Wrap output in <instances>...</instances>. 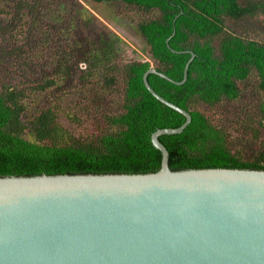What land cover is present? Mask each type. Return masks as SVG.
Masks as SVG:
<instances>
[{
    "label": "trees",
    "instance_id": "obj_1",
    "mask_svg": "<svg viewBox=\"0 0 264 264\" xmlns=\"http://www.w3.org/2000/svg\"><path fill=\"white\" fill-rule=\"evenodd\" d=\"M121 1L127 15H135L138 29L146 41V58L122 61L119 35L98 38L96 52L71 45L78 64L85 70L104 69L102 78L90 84L80 77L78 92L86 103L99 107L106 96L120 92V108L104 110L92 133L75 135L59 120L66 117L70 126H87L86 112L61 114L55 106L36 108L26 118L29 105L26 88L5 84L0 87V176L65 173H152L162 164V152L152 142L159 128H175L186 116L155 97L144 82V74L155 68L175 80H182L193 51L184 84L150 73L151 86L169 101L187 110L192 120L181 133L163 134L161 142L170 153L173 170L198 168H240L264 170V140L248 156L233 144L227 129L214 121L216 107L237 100L242 82L251 76L258 80L262 101L259 125L264 127V33L257 34L245 25L243 32L229 22L264 15V0H92ZM23 5L24 2H21ZM0 3V14L8 16ZM20 13V12H19ZM18 13V14H19ZM34 18H30L31 22ZM175 30V33L173 34ZM115 35V33H114ZM169 39V41H168ZM37 86L43 91L54 85L70 86L73 65L65 53H57ZM89 67V70H88ZM206 106L208 108H203ZM84 123V124H83ZM68 128L69 130H67ZM257 135L260 137L259 128Z\"/></svg>",
    "mask_w": 264,
    "mask_h": 264
},
{
    "label": "water",
    "instance_id": "obj_2",
    "mask_svg": "<svg viewBox=\"0 0 264 264\" xmlns=\"http://www.w3.org/2000/svg\"><path fill=\"white\" fill-rule=\"evenodd\" d=\"M175 33V30L173 34ZM169 41V39H168ZM152 173H65L0 176V264H264V170H173L163 134Z\"/></svg>",
    "mask_w": 264,
    "mask_h": 264
},
{
    "label": "rangeland",
    "instance_id": "obj_3",
    "mask_svg": "<svg viewBox=\"0 0 264 264\" xmlns=\"http://www.w3.org/2000/svg\"><path fill=\"white\" fill-rule=\"evenodd\" d=\"M24 2L23 5L21 2ZM7 6L8 16L0 14V87L5 84L26 88L25 101L29 105L26 118H32L36 108L45 105L55 106L61 114L67 112L79 114L86 112L87 119H92L85 127L70 126V120L60 118V122L70 128L72 133H92L94 123L100 122L104 110H118L120 92L106 96L99 107L86 103L88 109H81L84 98L78 92L80 77L87 75V82H96L103 77L104 69L97 67L90 72L85 70V64H78L71 51V45L79 40L81 48L90 49L100 47L99 40L109 35L116 38L123 50L122 61L133 58H146V41L140 33L135 15H127L126 8L121 1L94 2L92 0H0ZM20 12V13H19ZM19 13V14H18ZM30 18H34L31 22ZM229 25L243 32L245 25L252 32L264 33V15L251 16L240 21L229 22ZM96 33L98 40L96 41ZM115 33V35H114ZM119 35V38L117 35ZM65 52L73 65L71 70L72 83L61 87L54 85L45 91L37 86L43 72L51 69L55 72V65L51 62L57 53ZM89 70V67H88ZM243 92L239 99L224 101L215 110L214 121L227 129L233 138V144L240 147L248 156L258 150L264 140V127L259 125L261 92L258 80L251 76L242 82ZM203 108H208L203 106ZM83 123V124H84ZM66 128L67 130H69ZM257 128L260 137L257 135Z\"/></svg>",
    "mask_w": 264,
    "mask_h": 264
}]
</instances>
